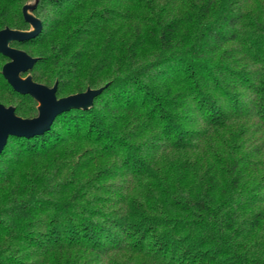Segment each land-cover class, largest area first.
Returning <instances> with one entry per match:
<instances>
[{"label":"trees","instance_id":"16d2710c","mask_svg":"<svg viewBox=\"0 0 264 264\" xmlns=\"http://www.w3.org/2000/svg\"><path fill=\"white\" fill-rule=\"evenodd\" d=\"M28 0L0 29L28 30ZM33 81L101 88L0 150V264H264V0H37ZM0 103L37 115L1 74ZM26 73H22L24 76Z\"/></svg>","mask_w":264,"mask_h":264},{"label":"water","instance_id":"95a60500","mask_svg":"<svg viewBox=\"0 0 264 264\" xmlns=\"http://www.w3.org/2000/svg\"><path fill=\"white\" fill-rule=\"evenodd\" d=\"M37 0L30 5L22 7L25 19L30 23L28 30L0 29V52L8 60L2 65L1 74L10 86L21 93H27L37 102V115L31 118H23L14 112V107L0 103V150L4 147L9 135L30 136L40 133L49 128L55 116L70 108H86L92 103L93 97L100 92L101 88H87L63 97H56V82L52 86L32 80L28 70L31 69L35 57H31L25 51L10 46L13 39L30 37L40 30L41 24L33 14H27L34 8ZM32 13V12H31ZM22 73H26L22 76Z\"/></svg>","mask_w":264,"mask_h":264},{"label":"rangeland","instance_id":"374dc122","mask_svg":"<svg viewBox=\"0 0 264 264\" xmlns=\"http://www.w3.org/2000/svg\"><path fill=\"white\" fill-rule=\"evenodd\" d=\"M33 1L34 0H28V1H26L25 3H24V5H30V4H32L33 3ZM23 5V6H24ZM22 6V7H23ZM25 12L27 13V14H31L32 15V13L28 10V9H25Z\"/></svg>","mask_w":264,"mask_h":264}]
</instances>
